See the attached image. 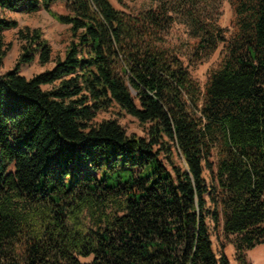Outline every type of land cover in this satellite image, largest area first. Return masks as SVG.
Returning <instances> with one entry per match:
<instances>
[{
  "label": "trees",
  "instance_id": "1",
  "mask_svg": "<svg viewBox=\"0 0 264 264\" xmlns=\"http://www.w3.org/2000/svg\"><path fill=\"white\" fill-rule=\"evenodd\" d=\"M149 1L0 0L71 34L27 78L52 47L20 29V57L0 72V264H231L211 221L239 264L264 247V0H230L228 28L218 0ZM17 28L0 16V35ZM222 45L202 89L182 57L195 67ZM128 115L144 136L120 124Z\"/></svg>",
  "mask_w": 264,
  "mask_h": 264
},
{
  "label": "rangeland",
  "instance_id": "2",
  "mask_svg": "<svg viewBox=\"0 0 264 264\" xmlns=\"http://www.w3.org/2000/svg\"><path fill=\"white\" fill-rule=\"evenodd\" d=\"M114 5L125 12H139L151 7H154V4L149 0H123V3H120L118 0H111ZM218 24L222 28H228L233 17V10L230 4V0H218ZM54 11L58 13H66L64 7L61 4H57L53 7ZM0 16L6 17L9 19H14L18 22V28L10 31H6L0 35L1 48L6 51V55L3 57L0 64V72L6 73L9 70H12L21 54L22 42L19 40L18 33L20 29L39 28L42 30L44 38L47 39L52 47V58L53 61L46 66H41L39 64L38 58L30 65L23 66L21 68V74L27 78H31L35 74L41 73L47 69H50L54 66V61L59 57H64L66 48L70 42L71 34L70 27L68 25H63L58 23L53 17H51L46 11L42 10L34 14H27L24 12H1ZM174 33L180 35L183 38H186V27L182 24H175ZM174 43L176 39L173 40ZM222 49L223 45L206 61L199 64L198 66H189L187 58L182 57L186 66H188L189 71L192 77L197 80L202 89H204L207 82L209 71L212 68H215L219 65L222 58ZM45 89L48 86L44 87ZM117 115L114 110L110 112L101 113L97 121H102L103 119L116 118ZM120 124L127 130L129 134L136 133L140 136H144V129L140 126L139 122L131 117L125 116L120 118ZM213 160L216 161V151H214ZM205 178L207 183L210 185L212 183L211 173L206 170ZM211 226L213 228V242L215 250L218 254L225 252L229 257L231 264H239L236 261V251L234 247L230 244H225L222 247L221 234L215 229L214 224L211 221ZM259 256H257L254 251L246 253V260L248 264H264L262 261H257ZM83 263H89L92 261V258H79Z\"/></svg>",
  "mask_w": 264,
  "mask_h": 264
},
{
  "label": "crops",
  "instance_id": "3",
  "mask_svg": "<svg viewBox=\"0 0 264 264\" xmlns=\"http://www.w3.org/2000/svg\"><path fill=\"white\" fill-rule=\"evenodd\" d=\"M254 253L259 256L257 261H262L264 263V247H260L259 249L255 250Z\"/></svg>",
  "mask_w": 264,
  "mask_h": 264
}]
</instances>
